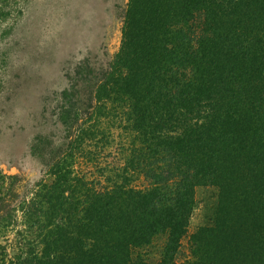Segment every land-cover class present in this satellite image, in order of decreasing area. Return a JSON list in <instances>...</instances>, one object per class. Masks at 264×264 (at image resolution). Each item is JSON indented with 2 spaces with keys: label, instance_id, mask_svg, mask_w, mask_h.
I'll list each match as a JSON object with an SVG mask.
<instances>
[{
  "label": "trees",
  "instance_id": "1",
  "mask_svg": "<svg viewBox=\"0 0 264 264\" xmlns=\"http://www.w3.org/2000/svg\"><path fill=\"white\" fill-rule=\"evenodd\" d=\"M76 76L84 84L63 90L57 112L64 144L35 138L52 180L25 216L35 246L19 264H148L130 250L158 233L170 264L202 184L239 209L214 236L221 264H237L240 247L264 264V0H127L111 60ZM116 124L123 162L98 187L72 164L94 161ZM16 198H0V220Z\"/></svg>",
  "mask_w": 264,
  "mask_h": 264
},
{
  "label": "rangeland",
  "instance_id": "2",
  "mask_svg": "<svg viewBox=\"0 0 264 264\" xmlns=\"http://www.w3.org/2000/svg\"><path fill=\"white\" fill-rule=\"evenodd\" d=\"M126 1L0 0V9L6 12L0 18V198L11 190L17 193L0 220V264H19L18 256L35 246L25 216H35L32 211L37 204L30 206L38 194L43 195L44 183L52 180L35 154V138L48 139L54 147L64 144L66 133L57 113L64 103L61 93L71 91L74 83V90L84 84L77 83L78 67H105L111 60ZM77 98L79 94L74 93L73 100ZM84 118L81 114L79 122ZM111 128L112 140L100 148L94 161L79 156L72 164L77 174L98 182V187L105 185L100 174L123 162L117 146L125 134L117 124ZM131 184L144 187L146 181L135 175ZM220 191L210 184L194 187L186 229L170 264H221L222 244L214 236L218 228L239 216H235L237 206L227 205ZM166 240L167 233L153 235L149 243L131 248L132 259L159 264ZM248 248L240 247L237 264L240 255L249 264ZM235 262L237 258H230L226 264Z\"/></svg>",
  "mask_w": 264,
  "mask_h": 264
}]
</instances>
